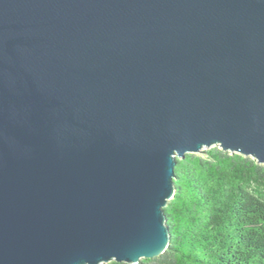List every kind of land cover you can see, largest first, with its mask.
Listing matches in <instances>:
<instances>
[{
  "label": "water",
  "instance_id": "water-1",
  "mask_svg": "<svg viewBox=\"0 0 264 264\" xmlns=\"http://www.w3.org/2000/svg\"><path fill=\"white\" fill-rule=\"evenodd\" d=\"M264 165V0H0V264H138L174 166Z\"/></svg>",
  "mask_w": 264,
  "mask_h": 264
},
{
  "label": "trees",
  "instance_id": "trees-1",
  "mask_svg": "<svg viewBox=\"0 0 264 264\" xmlns=\"http://www.w3.org/2000/svg\"><path fill=\"white\" fill-rule=\"evenodd\" d=\"M173 182L168 247L138 264H264V165L211 147L176 159Z\"/></svg>",
  "mask_w": 264,
  "mask_h": 264
},
{
  "label": "rangeland",
  "instance_id": "rangeland-1",
  "mask_svg": "<svg viewBox=\"0 0 264 264\" xmlns=\"http://www.w3.org/2000/svg\"><path fill=\"white\" fill-rule=\"evenodd\" d=\"M207 149H209V148H206V149H204V150H207ZM201 154V153H200Z\"/></svg>",
  "mask_w": 264,
  "mask_h": 264
}]
</instances>
